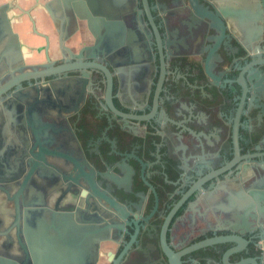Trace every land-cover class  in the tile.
Returning <instances> with one entry per match:
<instances>
[{
	"label": "flooded vegetation",
	"instance_id": "af4514ba",
	"mask_svg": "<svg viewBox=\"0 0 264 264\" xmlns=\"http://www.w3.org/2000/svg\"><path fill=\"white\" fill-rule=\"evenodd\" d=\"M146 1L0 0V88L47 75L11 85L0 115L61 123L63 110L74 132L72 160L48 157L55 172L25 181L26 165L0 182V256L23 264V247H49L52 264L54 247H86L91 264H264V0ZM245 6L261 18L236 19ZM4 133L8 147L34 136ZM25 199L48 242L29 244ZM234 215L248 216L243 232Z\"/></svg>",
	"mask_w": 264,
	"mask_h": 264
},
{
	"label": "water",
	"instance_id": "95a60500",
	"mask_svg": "<svg viewBox=\"0 0 264 264\" xmlns=\"http://www.w3.org/2000/svg\"><path fill=\"white\" fill-rule=\"evenodd\" d=\"M122 2L127 3L126 0H122ZM147 5V1L145 0ZM262 10L259 8L256 10L253 6L244 7L243 9H237L236 11V19L242 21H258L261 18ZM90 28L92 29L91 25ZM249 35L252 36L255 32L254 29H249ZM45 76H32L29 74L21 75L17 78H10L9 87L0 88V106L1 98L3 95L8 94L11 90V87L18 83V81H26L29 79H37L43 78ZM12 85V86H11ZM44 93L43 91H41ZM40 92V94H41ZM14 94V93H13ZM58 96V92L52 91L48 93V96ZM51 97V96H50ZM11 99V98H10ZM62 110V109H61ZM63 111V110H62ZM62 111L58 110V115L62 117L61 123L56 121H44L43 116L38 114L37 116H31L28 122L26 120L21 119L20 115L17 111H13V109H9L8 112H5V117L2 118L0 115V182L4 181H17L21 179L19 175V171H22L26 165H29L30 171L28 175L25 177V181L32 174V169L35 166H42L45 168L48 173L55 172L58 168L57 165L52 163L49 160V156L56 157H64L65 159H73V157L65 150L66 145L68 144V137L64 132L69 131L73 132V127L71 123L68 121L67 117L65 118L62 115ZM65 111V110H64ZM20 119L23 120L20 123ZM37 120V124L34 122ZM33 126V139H26L22 141V147H20V143L12 142L11 145L5 146L3 145V139L5 137L6 128H16L18 129L20 126L26 128L28 126ZM52 130V131H50ZM74 133V132H73ZM75 139L79 143V140L75 134ZM31 148L30 151L28 148ZM37 150V151H36ZM75 163V160H74ZM75 168V166H74ZM79 176L73 177V180L78 182ZM67 191H73L75 186L71 183L66 187ZM18 196V193L16 194ZM36 200L25 199L23 207L20 209L19 203H16L17 214L19 211L24 213V230L25 235L28 239L29 244H43V242H48V237L46 235V231L44 230L43 225L41 223H36L37 220H34V215H37L40 209H36L32 206ZM234 203L237 202L234 200ZM18 222V217L17 221ZM249 222V218L247 215H234L231 218V228L234 231L243 232V230L247 229V224ZM235 240V239H234ZM25 252V262L23 264H30L29 258L30 255L33 256L34 260H37L36 264H50L44 255V251L49 249V247H23ZM86 247H54V251L56 253L55 260L52 264H91L89 261L87 263V259L84 258V250ZM67 251H72L71 262L67 260L66 255L68 256ZM0 264H18L17 261L10 257H2L0 256Z\"/></svg>",
	"mask_w": 264,
	"mask_h": 264
}]
</instances>
